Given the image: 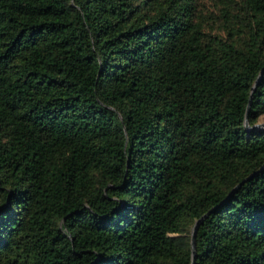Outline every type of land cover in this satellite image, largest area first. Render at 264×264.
Masks as SVG:
<instances>
[{
  "label": "trees",
  "instance_id": "obj_1",
  "mask_svg": "<svg viewBox=\"0 0 264 264\" xmlns=\"http://www.w3.org/2000/svg\"><path fill=\"white\" fill-rule=\"evenodd\" d=\"M262 116L264 0H0V264H264Z\"/></svg>",
  "mask_w": 264,
  "mask_h": 264
},
{
  "label": "water",
  "instance_id": "obj_2",
  "mask_svg": "<svg viewBox=\"0 0 264 264\" xmlns=\"http://www.w3.org/2000/svg\"><path fill=\"white\" fill-rule=\"evenodd\" d=\"M254 91V87L251 90V94L249 97V103L247 105V112L250 107V101L252 98V93ZM245 127H248V122H247V117L245 119ZM264 123H256L252 128H263ZM209 212H206L204 215H202L193 225L192 230H191V237H190V247H191V264L194 263L195 260V236H196V231L198 228V225L208 216Z\"/></svg>",
  "mask_w": 264,
  "mask_h": 264
},
{
  "label": "rangeland",
  "instance_id": "obj_3",
  "mask_svg": "<svg viewBox=\"0 0 264 264\" xmlns=\"http://www.w3.org/2000/svg\"><path fill=\"white\" fill-rule=\"evenodd\" d=\"M258 123H264V116H262Z\"/></svg>",
  "mask_w": 264,
  "mask_h": 264
}]
</instances>
